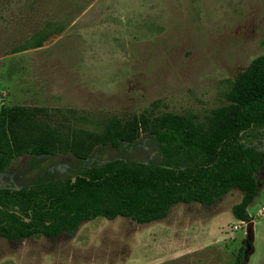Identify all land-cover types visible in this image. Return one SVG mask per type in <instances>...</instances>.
I'll return each mask as SVG.
<instances>
[{
    "label": "rangeland",
    "instance_id": "rangeland-1",
    "mask_svg": "<svg viewBox=\"0 0 264 264\" xmlns=\"http://www.w3.org/2000/svg\"><path fill=\"white\" fill-rule=\"evenodd\" d=\"M263 53L264 0H0V105L45 107L64 129L96 130L108 114L144 109L202 121ZM256 138L262 159L248 212L258 221L264 136ZM115 158L162 160L142 134L133 146H95L84 159L66 150L16 156L0 186L60 181ZM241 196L233 187L212 204L179 202L149 223L96 217L72 235H0V264H233L247 239L231 211ZM249 242L248 263L264 264V219Z\"/></svg>",
    "mask_w": 264,
    "mask_h": 264
},
{
    "label": "trees",
    "instance_id": "trees-1",
    "mask_svg": "<svg viewBox=\"0 0 264 264\" xmlns=\"http://www.w3.org/2000/svg\"><path fill=\"white\" fill-rule=\"evenodd\" d=\"M224 97L202 121L144 109L108 114L96 130L64 129L50 120L45 107L1 104L0 173L23 154L66 150L84 159L95 146H133L142 134L156 142L162 160L115 158L60 181L0 186V235H72L81 221L96 217L148 223L166 216L176 203L212 204L233 187L242 192L231 207L233 216L251 221L248 207L257 195L255 174L262 159L255 140L264 136V53L230 81ZM246 249L245 242L233 264H249Z\"/></svg>",
    "mask_w": 264,
    "mask_h": 264
},
{
    "label": "crops",
    "instance_id": "crops-1",
    "mask_svg": "<svg viewBox=\"0 0 264 264\" xmlns=\"http://www.w3.org/2000/svg\"><path fill=\"white\" fill-rule=\"evenodd\" d=\"M264 202L263 203H259V205L256 207L254 214H257L256 218H258V221L256 220H252L253 221V226H252V237L254 236V230L257 226L260 225L261 220L264 219ZM165 217V216H164ZM161 219V218H160ZM158 220V219H156ZM154 220V221H156ZM153 222V221H152ZM149 223V222H148ZM226 239L221 240L219 243H217L220 247L222 246V244H224ZM202 246L204 245V243H201ZM205 246V245H204ZM207 246H210L209 244H207ZM253 251H254V247H253ZM193 252L187 250V251H176V252H171L169 255H192Z\"/></svg>",
    "mask_w": 264,
    "mask_h": 264
},
{
    "label": "water",
    "instance_id": "water-1",
    "mask_svg": "<svg viewBox=\"0 0 264 264\" xmlns=\"http://www.w3.org/2000/svg\"><path fill=\"white\" fill-rule=\"evenodd\" d=\"M73 180H74V177H73ZM252 226H253V221H252V220L246 223V229H247L246 247H247V249H246L245 252H246L247 254H248V253L251 251V249H252V246H251V244H250V242H249V240H251V238H252Z\"/></svg>",
    "mask_w": 264,
    "mask_h": 264
}]
</instances>
